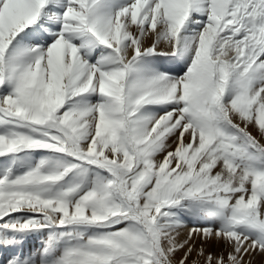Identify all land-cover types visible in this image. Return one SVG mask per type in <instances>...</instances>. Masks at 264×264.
Wrapping results in <instances>:
<instances>
[{
  "label": "snow or ice",
  "instance_id": "obj_1",
  "mask_svg": "<svg viewBox=\"0 0 264 264\" xmlns=\"http://www.w3.org/2000/svg\"><path fill=\"white\" fill-rule=\"evenodd\" d=\"M250 126L264 137V0H0V250L47 234L2 264H186L194 237L230 249L202 243L204 264H252Z\"/></svg>",
  "mask_w": 264,
  "mask_h": 264
},
{
  "label": "rangeland",
  "instance_id": "obj_2",
  "mask_svg": "<svg viewBox=\"0 0 264 264\" xmlns=\"http://www.w3.org/2000/svg\"><path fill=\"white\" fill-rule=\"evenodd\" d=\"M162 63L165 65L166 68H172L175 66L171 60H167V59H164ZM249 131L251 132L250 128H249ZM253 135L257 137V139L260 141L261 144H264V137H261L259 135L257 129H256V134H253ZM174 147L175 145H173V148ZM158 159L162 160L163 157L159 156ZM198 226H203V225L197 224L196 222H193L192 220H188L186 222V226L180 230L181 236L179 237V239L186 238L189 229L193 227H198ZM46 238H47V234L45 233L43 235L34 236L26 240L22 248L15 249V250H0V264H2L3 261L8 259L12 251L22 252L24 255L37 252L38 250L42 249V247L44 246ZM194 240H195L196 247L193 250L192 254L189 256L186 264H193V261L197 259H199V264H204V257L198 258L197 251H196V249H199L202 243L204 244V248H205V256L208 253H213L214 255H219L221 253H224V255L227 256V252L230 250L225 247V243L222 240L218 242L213 238L211 240H208L206 243L199 238L194 237ZM185 251H186V248L183 250L177 251L174 259L176 261H179L183 257ZM246 259H249V258L246 257ZM252 264H264V254L255 255L254 258H252Z\"/></svg>",
  "mask_w": 264,
  "mask_h": 264
},
{
  "label": "bare ground",
  "instance_id": "obj_3",
  "mask_svg": "<svg viewBox=\"0 0 264 264\" xmlns=\"http://www.w3.org/2000/svg\"><path fill=\"white\" fill-rule=\"evenodd\" d=\"M167 60H169V59H167ZM168 62V61H167ZM250 128V130H251V132L253 133V134H256V129H255V127L254 126H250L249 127ZM190 225V224H189ZM193 226V225H192Z\"/></svg>",
  "mask_w": 264,
  "mask_h": 264
}]
</instances>
